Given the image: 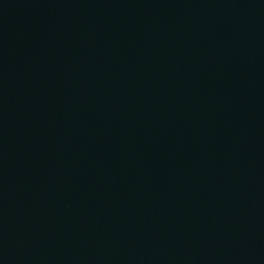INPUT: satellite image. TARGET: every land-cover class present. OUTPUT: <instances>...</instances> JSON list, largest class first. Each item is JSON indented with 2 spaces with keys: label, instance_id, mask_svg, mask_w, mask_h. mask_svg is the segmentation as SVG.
<instances>
[{
  "label": "water",
  "instance_id": "obj_1",
  "mask_svg": "<svg viewBox=\"0 0 264 264\" xmlns=\"http://www.w3.org/2000/svg\"><path fill=\"white\" fill-rule=\"evenodd\" d=\"M0 264H264V0H0Z\"/></svg>",
  "mask_w": 264,
  "mask_h": 264
}]
</instances>
